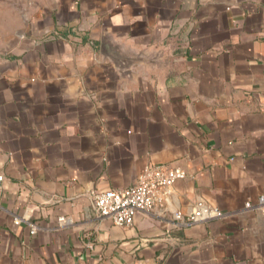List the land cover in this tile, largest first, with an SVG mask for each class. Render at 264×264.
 Returning <instances> with one entry per match:
<instances>
[{"label":"crops","instance_id":"obj_1","mask_svg":"<svg viewBox=\"0 0 264 264\" xmlns=\"http://www.w3.org/2000/svg\"><path fill=\"white\" fill-rule=\"evenodd\" d=\"M149 163L186 176L94 212ZM0 176V264H264V0H0Z\"/></svg>","mask_w":264,"mask_h":264},{"label":"built area","instance_id":"obj_2","mask_svg":"<svg viewBox=\"0 0 264 264\" xmlns=\"http://www.w3.org/2000/svg\"><path fill=\"white\" fill-rule=\"evenodd\" d=\"M186 172L179 166H170L163 163L146 164L139 173L135 183L121 189H105L91 191L90 198L94 212L108 219L112 224L130 226L133 224L136 213H149L166 199L171 185L180 178H184ZM0 176V180H1ZM246 207L251 203L246 202ZM257 207L264 206V192L258 195ZM222 213L198 201L194 208L184 214L175 211L173 216L179 223L191 224L220 216ZM61 224H66L65 216L58 218ZM19 222L18 219L15 220ZM35 232V228L31 229Z\"/></svg>","mask_w":264,"mask_h":264}]
</instances>
